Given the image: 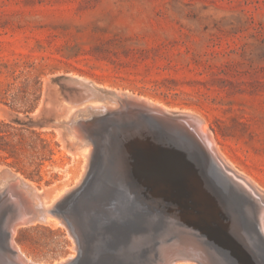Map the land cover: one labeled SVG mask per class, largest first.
<instances>
[{"label": "rangeland", "instance_id": "obj_1", "mask_svg": "<svg viewBox=\"0 0 264 264\" xmlns=\"http://www.w3.org/2000/svg\"><path fill=\"white\" fill-rule=\"evenodd\" d=\"M91 90L119 100L146 97L174 118L200 116L224 156L264 195V0H0V179L19 177L15 191L29 194L39 210L38 220L18 224L13 235L27 259L75 264L81 252L88 260L96 257L86 264H97L107 251L112 258L106 255L103 262L155 264V256H168L187 242L184 247L208 252L215 264H264L251 228L259 219L257 201L240 199L245 193L220 174L236 192L215 191L219 176L215 182L206 175L203 184L198 179L183 184L177 175L191 171L159 164L158 156H167L157 135L172 131L169 125L144 120L132 126L100 109L101 101L91 103ZM85 107L88 113L76 116ZM102 117L94 138L101 153L90 159L89 152L84 160L74 130L79 122ZM115 181H120L116 190ZM188 184L192 191L184 197L192 202L177 201ZM206 189L220 194L217 205L203 198ZM2 190L5 186L0 225L20 204L17 193L12 198ZM42 201L65 206L66 218L43 221ZM67 222L80 230V245ZM163 235L179 241L167 240L151 251Z\"/></svg>", "mask_w": 264, "mask_h": 264}, {"label": "bare ground", "instance_id": "obj_2", "mask_svg": "<svg viewBox=\"0 0 264 264\" xmlns=\"http://www.w3.org/2000/svg\"><path fill=\"white\" fill-rule=\"evenodd\" d=\"M77 76V75H76ZM71 78V77H70ZM78 78V77H77ZM80 78V77H79ZM84 80V79H83ZM89 83V82H88ZM85 84V83H84ZM91 86V85H90ZM89 86V87H90ZM94 88V87H93ZM93 91V90H91ZM95 91V90H94ZM89 92V94L87 96H90V98H88V100L91 102V103H96L97 101H101L102 103H104V106L103 107H100V109H105V112H109V113H116L118 114V116H121V117H124L127 119V122L131 123L132 126L139 123L141 125V123L145 120L147 121V124L149 121H161L163 123H165V125L167 124V126L169 125V127L172 129V131H163V130H159V133L157 135V139L159 141H161V145L163 148H165V156H167L164 160H162V158L160 159V156H158L159 161L160 163L159 164H162L164 165L165 167H167V169L170 167L171 169L173 168V170H175L176 168H181V169H186L187 171H191L192 173L191 174H178L177 176L180 177L178 180H181V182L183 184H187V179L191 180V179H198L200 181V183L203 184L202 181H204V178L206 175H208V177L210 178V180H212V182L214 181L215 182V177L214 176H219V174L221 175L222 179H227L228 181H231L234 183V185H237L239 187V189H241L243 191V193H245L246 197L243 198L242 196H240V199H243V201H246V202H251L250 200H252V197L257 201V207H258V216L257 218L259 217L258 219V223L255 224V225H251V228L252 230H254L255 232V241L259 246H261L263 248V251H264V195L260 194L259 190L257 189V187L255 186V184L253 183V181L251 180V178H249V176H247L243 171H240L238 170L231 162L229 159H227L224 154L220 151L218 145L216 144V142L214 141L212 135L209 133L207 127L202 123L201 119H200V116H196V115H193V114H189L188 113H185V114H182V115H178L177 117L175 118H179V119H175L174 118V115L171 116V114H169L167 111V109L165 108V106L162 104V103H153V101H150L148 98L146 97H136V96H125L126 98L123 99V97H118V98H122V99H117L116 97H107V96H104V94H100V93H97V92ZM87 93V92H86ZM103 93V92H101ZM127 93V92H126ZM110 94V93H109ZM123 94V93H122ZM130 94V93H129ZM116 95V94H115ZM85 97V96H84ZM88 101V102H89ZM100 102V103H101ZM89 104V103H88ZM98 104V103H97ZM87 105V104H86ZM95 105V104H94ZM99 105V104H98ZM97 105V106H98ZM101 105V104H100ZM85 106V105H84ZM95 105V107H97ZM92 107V106H91ZM83 108V107H82ZM87 109V110H86ZM96 109V108H95ZM94 109V110H95ZM90 110H92V108H90ZM97 110V109H96ZM80 111V110H79ZM78 111V112H79ZM77 112V115L78 116L79 114H87L88 113V107H85V112ZM96 112V111H95ZM143 112H148V114H143ZM70 113V112H69ZM76 113V112H75ZM74 113V114H75ZM108 113V114H109ZM115 114V115H116ZM173 114V113H172ZM73 115V114H72ZM71 115V116H72ZM105 115V114H104ZM107 116V115H106ZM112 116V115H111ZM114 117V116H113ZM76 118V117H75ZM101 118V117H100ZM107 118V117H106ZM119 118V117H118ZM94 119V118H93ZM114 119V118H113ZM117 119V118H116ZM169 120H177L175 122L177 123H173L171 124V122L168 121ZM103 117L102 119H98V118H95L93 121H90L89 123H85L83 120V122H77L78 123V129H75L74 130V134H75V138L73 139H76L78 138L79 140H77V143H75V145H78V146H83L81 148V152L79 153L80 155L83 156L84 160L85 158H87V156H89V152H90V159H91V156L94 155L96 153V155H99L101 153V147L99 145L97 146L95 144V141L94 138L97 137V127L98 126H101L103 125ZM64 121V120H63ZM62 121V122H63ZM144 121V122H145ZM143 122V123H144ZM70 123V122H69ZM146 123V122H145ZM105 124V123H104ZM155 124V123H154ZM73 125V124H71ZM77 126V125H76ZM156 126V125H154ZM167 126H165L166 128H168ZM148 127V126H147ZM160 127V126H159ZM192 128V132H189V128ZM110 128V127H109ZM136 128V127H134ZM161 128V127H160ZM163 128V127H162ZM165 128V129H166ZM170 128H168L170 130ZM104 129V128H103ZM65 130V129H64ZM70 130V128H69ZM121 131V130H120ZM178 131V133L176 132ZM72 136V135H70ZM124 139V138H123ZM72 140V139H71ZM74 141V140H73ZM102 144V143H101ZM112 145V144H111ZM143 145V144H142ZM139 146V145H138ZM143 149V148H142ZM154 149V148H153ZM79 150V149H78ZM109 150V149H108ZM127 151V150H126ZM125 151V152H126ZM106 152V151H105ZM161 153V151H159ZM163 153V155H164ZM162 154V153H161ZM157 155V154H156ZM101 156V155H100ZM164 156V157H165ZM206 156V157H205ZM157 157V156H155ZM162 157V156H161ZM93 158V157H92ZM96 158V157H95ZM208 158L210 160H208ZM89 159V162L91 161ZM157 160V159H156ZM154 160V161H156ZM93 161V160H92ZM95 161V160H94ZM85 162V161H84ZM157 162V161H156ZM84 164V163H83ZM93 164V163H92ZM152 164V163H151ZM95 165V164H94ZM99 165V163H98ZM132 166V165H131ZM92 167V166H90ZM183 167V168H182ZM86 168V167H85ZM143 168V167H142ZM91 169V168H90ZM93 169V167H92ZM217 169V171H216ZM99 171V170H98ZM145 171V170H144ZM167 171H170V170H167ZM178 170L176 169V172ZM182 171V170H181ZM216 171V172H215ZM89 172V171H88ZM175 172V173H176ZM169 173V172H168ZM179 173V172H178ZM90 173H88L89 175ZM95 174V173H94ZM97 174V173H96ZM141 174V173H140ZM215 174V175H214ZM91 176V175H90ZM144 176V175H143ZM146 176V175H145ZM174 177V175H172ZM176 176V175H175ZM140 177V176H139ZM169 177V176H168ZM221 177L219 176V181L221 184H219L218 187L215 188V191H218V188L219 187H222V188H228L229 191H230V187H228L227 185H225L223 182H222V179ZM11 178V179H10ZM10 178H1L0 179V186H5V190L3 191L2 190V193H8L9 197L11 196L12 198L14 197V194L17 193L15 196L16 197V201L17 202H20V206L17 205L19 208L18 210L15 212L14 216L12 217V219H9L8 221L4 222L3 225H0V248L2 249V258H1V264H38V262H31L29 260V258L27 259V257L22 253V251L20 250L19 246L16 244V242L14 241L13 239V235L15 233V230H16V227L18 224H23V223H27V222H34L36 220H38V211L35 209L34 205H33V202L34 200H32V197H29V194H27L26 192H21L22 190H18V191H15L16 189V182H20V179L19 177L17 176H12ZM86 178H89L88 176ZM142 178V177H141ZM164 178V177H162ZM154 179V178H153ZM172 179V177H171ZM140 180V179H139ZM24 181V180H23ZM122 181V180H120ZM120 181H115L113 182L112 184V187L115 188L116 190V187H119V182ZM169 181V180H168ZM175 178H173V182H175ZM84 182H85V179H84ZM139 182V181H138ZM142 182V181H141ZM226 182V181H225ZM229 183L231 185H233L232 183ZM148 183V182H147ZM171 183V182H170ZM206 183V182H205ZM204 183V184H205ZM228 182H226L227 184ZM20 184V183H18ZM174 184V183H173ZM182 184V185H183ZM80 185V184H79ZM83 185V184H82ZM81 185V186H82ZM147 185V184H146ZM145 185V186H146ZM209 185V184H208ZM212 185V184H211ZM233 185V186H234ZM144 187V185H142ZM141 186V187H142ZM139 187V185H138ZM142 187V188H143ZM186 187V186H184ZM31 188V187H29ZM29 188H28V192H29ZM78 188V187H77ZM82 188V187H81ZM146 188V187H145ZM221 188V190H222ZM27 189V188H25ZM133 189V188H132ZM184 190V189H183ZM232 191L236 192L234 189H231ZM64 191V190H63ZM135 191V190H134ZM181 191V190H180ZM191 190V187H189V184H188V187L187 189H185L184 191L182 192H179L177 193L176 195H178L179 197H176L177 198V201H182V202H192L189 201L187 198L188 197H184L185 193H189ZM198 191V190H197ZM215 191H212L211 189H206L204 190V194H203V198L204 199H208L209 201L213 200V203L214 204H218V202H215L218 201V199L220 198V194L219 193H216ZM220 191V190H219ZM225 191V190H224ZM72 192V191H71ZM31 193V192H30ZM75 193V192H74ZM73 193V194H74ZM111 193V192H109ZM184 193V194H183ZM216 195L214 196L213 195ZM231 193V192H230ZM33 194V192H32ZM31 194V196H32ZM61 194V193H59ZM73 194H71L70 196H72ZM76 194V193H75ZM108 194V193H107ZM200 193L199 192H195V195L196 197L198 198H201V195H199ZM66 195V194H63V196ZM68 195V194H67ZM117 195V194H116ZM188 195V194H187ZM194 195V196H195ZM234 195V194H233ZM1 196V195H0ZM58 196V195H57ZM57 196L55 198H57ZM61 196V198L63 197ZM75 196V195H74ZM73 196V197H74ZM118 196V195H117ZM117 196H116V199H117ZM238 196V198H239ZM78 197V196H77ZM76 197V198H77ZM110 197V196H109ZM136 198L140 197L138 195V193L136 194L135 196ZM217 197H219L217 199ZM232 197V195H231ZM234 197V196H233ZM232 197V198H233ZM34 198V197H33ZM60 198V199H61ZM103 198V197H102ZM115 198V197H114ZM236 198V196H235ZM40 199V198H39ZM65 199V198H64ZM69 199V198H67ZM81 199V198H80ZM42 200V199H41ZM57 200V199H56ZM59 200V198H58ZM106 200V199H104ZM111 200V199H110ZM114 200V199H113ZM172 200V199H170ZM197 201L196 199H193V201ZM200 200V199H199ZM226 200V198H225ZM53 201V200H52ZM109 201V200H108ZM117 201V200H115ZM174 201V200H173ZM238 201V200H236ZM55 202V201H54ZM61 202V201H60ZM60 202L57 201V203H59V205L61 204ZM65 202V201H64ZM84 202V201H83ZM241 202V200H240ZM8 203V202H7ZM175 203H176V199H175ZM197 203V202H196ZM225 203V202H224ZM229 203V202H228ZM242 203V202H241ZM42 204L43 206H45V208H43V211L46 212V215L45 217L42 219L43 221L45 220V222H49V221H52V220H55L60 217L62 218L63 215L62 213V210L65 206H61L60 205V208H58L55 204L56 203H45L42 201ZM54 204V205H52ZM108 204L110 205V203L108 202ZM179 204V203H177ZM194 204V203H192ZM203 204V203H202ZM41 205V204H40ZM166 205V204H165ZM173 205V204H172ZM189 205V204H188ZM222 205V204H220ZM219 205V206H220ZM245 205V204H244ZM243 205V206H244ZM161 206V205H160ZM194 206V205H193ZM226 206V204H225ZM241 206V205H240ZM250 206V205H249ZM8 207V206H7ZM81 207V206H79ZM172 206H170L171 208ZM180 207H181V203H180ZM192 207V206H191ZM198 207V206H197ZM227 207V206H226ZM39 207V209H42ZM66 208V207H65ZM161 208V207H160ZM230 208V207H228ZM227 208V209H228ZM235 208V207H234ZM174 209V207H173ZM179 209V208H178ZM237 209V208H236ZM70 210V209H69ZM79 210V209H78ZM176 210V209H175ZM183 210V209H182ZM190 210V209H189ZM218 210H220L218 208ZM216 210V212L218 211ZM225 210V208H224ZM244 210V209H243ZM75 211V210H74ZM198 211V210H197ZM223 211V210H222ZM234 211V209L232 210ZM239 211V210H238ZM170 212V210H169ZM185 212V210H184ZM191 212L193 213V211L191 210ZM226 212V211H225ZM41 213H42V210H41ZM79 213V211L77 212ZM76 213V214H77ZM171 213H173L171 211ZM175 213V212H174ZM178 213V212H176ZM190 213V212H189ZM191 213V214H192ZM199 213V212H198ZM201 213V212H200ZM207 213V212H206ZM215 213V212H214ZM220 213V212H219ZM239 213V212H238ZM196 214V213H195ZM245 214V213H244ZM78 215V214H77ZM76 215V216H77ZM176 215V214H175ZM220 215V214H219ZM231 215V214H230ZM247 215V214H246ZM221 216V215H220ZM231 217V216H230ZM240 217V216H239ZM56 218V219H55ZM64 219L66 217H63ZM249 218V217H248ZM154 219V218H152ZM224 219V218H223ZM235 219V218H234ZM62 220V219H61ZM77 220V219H76ZM225 220V219H224ZM40 221V220H39ZM188 221V220H187ZM38 222V221H37ZM61 222V221H60ZM72 222V221H71ZM121 222V221H120ZM147 222V221H146ZM145 222V224H146ZM152 222V221H150ZM168 222V220H167ZM63 223V222H62ZM143 223V222H142ZM141 223V224H142ZM155 223V221H154ZM58 224V222H57ZM65 224V223H64ZM150 224V223H149ZM147 224V225H149ZM153 223H151L150 225L152 226ZM237 224V223H236ZM249 224V223H248ZM67 225L68 227H70V230L74 236V238L76 239L77 243L80 245V235H81V232L80 230H78L77 226L74 224V223H69L67 222ZM149 225V226H150ZM140 226V225H139ZM150 226V227H151ZM199 226V225H198ZM155 227V226H154ZM196 227V226H195ZM250 227V226H249ZM248 227V228H249ZM230 228V227H229ZM68 229V228H67ZM147 229V228H145ZM176 229V228H175ZM128 230V229H126ZM148 230V229H147ZM150 230V229H149ZM166 230V229H165ZM207 230V229H206ZM128 231H131L128 230ZM136 231V229H135ZM158 231V230H157ZM203 231V230H202ZM124 232V231H123ZM153 232V231H152ZM156 232V231H155ZM161 232V231H160ZM166 232V231H165ZM246 232V231H245ZM145 233V232H144ZM244 233V232H243ZM130 235L132 234L131 232L129 233ZM140 234V233H139ZM139 234H137L138 236V239H139ZM168 234V232H167ZM185 234V233H184ZM194 234V233H193ZM133 235V234H132ZM141 235V234H140ZM144 235V234H143ZM141 235V236H143ZM147 235V234H146ZM188 235V234H187ZM185 235V236H187ZM198 235V234H197ZM201 235V233H200ZM203 235V233H202ZM237 235V234H236ZM136 235H134V238H135ZM148 236L151 237V234L149 235L148 233ZM159 236V234H158ZM157 236V237H158ZM184 236V238H185ZM240 236V235H239ZM250 236V235H249ZM83 237V236H82ZM109 237V236H108ZM146 237V236H145ZM189 237V236H188ZM191 237V236H190ZM197 237V236H196ZM205 237V236H204ZM203 237V238H204ZM95 238V237H94ZM93 238V240H94ZM111 238V236L109 237ZM114 238V237H113ZM132 238L129 237L128 239ZM141 238V237H140ZM193 238V237H192ZM241 238V237H240ZM83 239V238H82ZM90 239V238H89ZM96 239V238H95ZM119 239V238H118ZM137 239V237L135 238V240ZM143 239V237L141 238ZM147 240V237L145 238ZM110 240V239H109ZM150 240V239H149ZM170 241L172 244L173 242L176 243V239H170L168 238L167 235H163V236H160L159 239H157L156 241H153L152 242V249L151 251H154L156 249H159L162 244L166 241ZM188 240V239H187ZM196 240V239H195ZM130 241V240H129ZM134 240H131V242H133ZM140 241V240H139ZM143 241V240H141ZM140 241V242H141ZM148 241V240H147ZM179 241V240H178ZM177 241V242H178ZM205 241V240H204ZM207 241V239H206ZM249 241V240H248ZM82 242V241H81ZM96 242V241H95ZM110 242V241H109ZM135 242V241H134ZM138 242V241H136ZM135 242V243H136ZM196 242V241H195ZM208 242V241H207ZM76 243V244H77ZM88 243V244H87ZM92 245H93V241L91 242ZM101 243V242H100ZM107 243V242H106ZM187 243V242H186ZM185 243V244H186ZM191 243V242H190ZM255 243V244H256ZM83 244V243H81ZM87 245H89V241L86 242ZM103 244V243H102ZM115 244V243H114ZM127 244V243H126ZM132 244V243H131ZM147 244V243H146ZM150 244V243H149ZM184 244V242H183ZM184 244V246H185ZM198 244V243H197ZM205 244V243H204ZM86 245V246H87ZM130 245V244H129ZM128 247H131L129 246ZM144 245V243H143ZM180 245V244H179ZM178 245V246H179ZM189 245V244H188ZM213 245V244H212ZM85 246V245H84ZM85 246V247H86ZM138 246V245H136ZM148 246V245H147ZM167 246V245H166ZM182 248L178 249L177 247L174 246L175 249L171 250V254L169 256H167V254L163 253L161 256H155L156 259H154V262L155 264H177L179 262H195L196 264H215L214 260L211 259V257L207 254V250H206V254L203 255L201 254V252L197 251L195 249V247H189V248H186L184 246H182V244L180 245ZM201 246V244H200ZM79 247V246H78ZM82 247V246H81ZM90 247V246H89ZM106 247V246H104ZM122 247V246H121ZM121 247L119 249H121ZM133 247V246H132ZM172 247V246H170ZM169 247V249H170ZM198 247V245H197ZM91 248V247H90ZM102 248V247H101ZM113 248V247H111ZM138 248V247H137ZM142 248V246H141ZM168 248V247H167ZM204 248V247H202ZM253 248V247H252ZM83 249V248H82ZM94 249L97 250V248L95 247ZM99 249V248H98ZM131 249V248H129ZM134 247H133V251H134ZM150 249V248H149ZM169 249H166L168 252ZM172 249V248H171ZM178 249V250H176ZM206 249V248H205ZM203 249V250H205ZM75 250V249H74ZM104 250V249H103ZM131 250V251H132ZM144 250V249H143ZM175 250L176 254H172L173 251ZM89 251V250H88ZM92 252V250H90ZM114 251V250H113ZM112 251V253H114ZM124 251V249L122 250ZM127 251V250H126ZM129 251V250H128ZM125 252V251H124ZM130 252V251H129ZM149 252V251H148ZM210 252V251H209ZM227 252V251H226ZM234 252V251H233ZM81 253V252H80ZM79 253L78 257L74 259L73 263L75 264H86L89 260L85 257L87 254H85V256H83V254L81 255ZM88 253V252H87ZM99 253V252H97ZM116 253V252H115ZM136 253V252H135ZM140 253V252H138ZM223 253V252H222ZM127 254V253H126ZM129 254V253H128ZM220 254V253H219ZM71 257H72V254H70ZM69 255V256H70ZM91 255V254H89ZM96 255V254H95ZM93 255V256H95ZM98 255V254H97ZM96 255V256H97ZM106 255H109V253L106 251L103 255H102V258H105ZM112 255L113 254H110L109 256L112 258ZM123 255V253H122ZM141 255V254H140ZM147 255V254H146ZM149 255V253H148ZM147 255V256H148ZM224 255V254H223ZM74 256V255H73ZM126 256V255H125ZM153 256V255H152ZM225 256V255H224ZM71 257L69 259H71ZM108 257V258H110ZM227 257V256H226ZM100 259L98 261L97 264H112L110 261V259H108V261H104L103 262V259ZM107 258V257H106ZM124 258V256H123ZM127 258V257H126ZM137 258V257H136ZM134 258V260L136 259ZM215 258V257H214ZM253 258V257H252ZM257 258V257H256ZM261 258V257H260ZM66 259V258H65ZM96 259V257H92V259L90 261H94ZM99 259V258H98ZM97 259V260H98ZM133 259V258H132ZM232 259V258H231ZM255 259V258H254ZM60 260V259H59ZM64 260V259H63ZM60 261V262H57L55 264H65L66 261L68 260H64V261ZM72 260V259H71ZM88 260V261H86ZM114 260V259H113ZM112 260V261H113ZM128 260V259H127ZM139 260V259H138ZM141 260V259H140ZM139 260V262H140ZM217 260V259H216ZM69 261V260H68ZM96 262V260H95ZM131 262V261H129ZM134 262V261H133ZM142 262V261H141ZM262 262V261H261ZM72 263V262H71ZM238 263V262H237ZM95 264V263H93ZM128 264V262L126 263ZM143 264H146L145 262ZM151 264V263H150ZM221 264V262H220Z\"/></svg>", "mask_w": 264, "mask_h": 264}, {"label": "water", "instance_id": "obj_3", "mask_svg": "<svg viewBox=\"0 0 264 264\" xmlns=\"http://www.w3.org/2000/svg\"><path fill=\"white\" fill-rule=\"evenodd\" d=\"M72 80H74V78H72ZM174 114L176 115V114H178V113H174ZM16 185H17V184H15V186H16Z\"/></svg>", "mask_w": 264, "mask_h": 264}]
</instances>
